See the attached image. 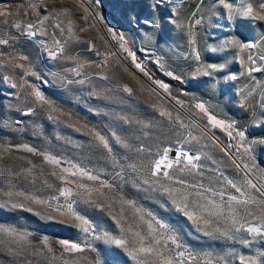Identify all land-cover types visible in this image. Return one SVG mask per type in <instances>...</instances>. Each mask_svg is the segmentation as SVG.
<instances>
[{"label": "rangeland", "instance_id": "374dc122", "mask_svg": "<svg viewBox=\"0 0 264 264\" xmlns=\"http://www.w3.org/2000/svg\"><path fill=\"white\" fill-rule=\"evenodd\" d=\"M229 3L235 8L246 3L258 8L264 0H101L98 7L91 0H85V6L104 17L103 22L98 17H90L87 22L81 20L75 0H0V12L8 13L0 16V38L9 39L8 45H0V53H3L0 56V226L27 235L25 255H10L6 247L0 245V264H62L64 259H77L80 264H96L97 260L99 264H137L124 249L105 239V234L110 237L120 234L112 219L113 215L119 218L120 204L115 201L120 196L134 200L137 206L152 212L170 226L180 245L178 248L169 242L168 248L173 255L187 250L198 257L199 264H204L205 257L213 259L214 264L220 257L227 264H242L240 255L264 259V239L253 240L243 230L232 233L231 239L218 233L206 235L198 231L166 197L145 190L148 186L142 184L144 173L130 167L158 158L155 153L164 147H175L177 135L167 118L161 117L159 110L153 107L157 104L173 115L179 114L185 123L194 122L197 127L189 129L193 135L201 136V130L206 133L197 145L202 153H207L198 162L203 165V176L197 177L198 182L231 194H236L235 190L224 185L223 177L240 185L245 179L253 183L264 182L261 181L264 143H259L264 140V61L258 59L264 55V21L238 14L229 19V10L225 7ZM33 5L36 7H31ZM64 8L71 9L72 13L67 17L60 16L65 21L63 33L54 27L57 21L51 17L45 22L47 36L28 37L12 27L17 21L34 23L53 9ZM68 19L73 21L74 32L67 29ZM146 19L154 24L151 27L144 25ZM196 20H200L194 28L199 60L192 53L187 27H178L195 24ZM80 27L88 30L80 32ZM108 28H112L117 37L123 33L126 47L135 54L147 75L135 68L131 57L121 49V41L113 38ZM54 39L65 44V53L56 59L48 54ZM233 40L251 42L255 47L241 52L238 44L231 43ZM106 52L116 53V56L109 57V63L103 65ZM20 55L29 59H17L13 63L31 65L37 75L25 76L24 80L29 85H36L52 102L55 111L45 106L25 114L33 105L28 102L30 97L26 100V92L30 91L28 86L23 90L19 87L24 70L2 63ZM248 55L256 59V64L249 63L248 67L261 69L251 75L240 63L241 57L247 60ZM117 59L123 67H113ZM77 63L84 65L79 76L70 71ZM212 64L224 67L213 71L211 76L192 75L197 68L203 70ZM169 72L171 76L167 74ZM6 76H11L12 81L5 80ZM80 80L85 82L79 83ZM160 82L168 85L167 91L159 87ZM13 83L17 87L13 88ZM125 86L132 92L125 91ZM178 100L183 104L177 103ZM201 102L218 119L235 122L234 129H230L232 136L224 129L208 124L207 117L194 107ZM50 115L53 118L50 119ZM93 131L109 140L113 149L111 155L96 147L91 135ZM181 131L186 134L187 130ZM239 131L245 132L244 138L237 135ZM113 133L128 146L117 143ZM25 145L35 151H27ZM141 148L144 151L138 152ZM220 148H226L228 155ZM247 148L251 151L246 152ZM45 155L60 163H49L44 159ZM229 156L241 165V169L249 165L252 170L236 169ZM114 161L119 162L118 166ZM253 164L256 167H252ZM73 165L85 168L113 186L111 193L105 190L110 199H100L94 194L96 203L78 199L74 205L81 215L92 221V233L81 232L74 226V221L53 210L64 203V198L57 201L51 200V196L58 195L56 190L64 185L51 175L52 172L99 186L98 182L86 177H71L62 172L64 168L75 171ZM27 168H32L31 175L23 171ZM45 180L53 187H48ZM67 186L76 190L75 184ZM8 191L30 193L48 203L35 204L23 196L9 198L4 195ZM9 199L24 207L14 208L5 203ZM224 199L227 200V195ZM110 202L112 207H108ZM241 215H244L243 210ZM48 216L52 218L47 219ZM45 237L51 253L42 243ZM0 239H7L9 246L16 247L12 237L0 234ZM62 240L91 244L92 247L85 248L83 253H67L59 243ZM245 240L250 242L246 244ZM40 249H44L42 254H31ZM186 264L196 262L186 261Z\"/></svg>", "mask_w": 264, "mask_h": 264}, {"label": "snow or ice", "instance_id": "6c2138e0", "mask_svg": "<svg viewBox=\"0 0 264 264\" xmlns=\"http://www.w3.org/2000/svg\"><path fill=\"white\" fill-rule=\"evenodd\" d=\"M78 9L81 12V20L87 22L89 18H99L101 22L104 21V17L94 10H90L89 7L85 6V0H75ZM91 2L97 7L100 5L101 0H91ZM35 8L36 6H31ZM225 7L229 10L228 16L229 19H232L237 14L241 17L248 18L251 20L264 21V3H260L258 8H255L252 3L243 4L239 8H235L233 4H226ZM72 13L71 9H60L57 11L53 9L51 12L43 15L41 18L37 19L34 23H22L17 21L12 24L17 30H21L22 34L27 35L28 37H35L37 35L47 36L48 31L45 27V22L51 17L53 20L57 21L54 24V27L60 29L63 33L65 21L60 19V16L63 14L65 17L69 16ZM28 13L26 12L25 15ZM7 12H0V16H7ZM39 15V13H37ZM144 25L151 27L154 24V21L146 19L143 21ZM200 20H196L195 24L189 23L187 26L184 24L178 25L180 28L187 27V34L190 37L189 44L192 47V53L196 60L200 59V52L197 50L196 44V33L194 31L195 25L199 24ZM94 26V25H93ZM67 29L69 32H74L75 26L71 19L67 20ZM87 27H80V32H86ZM108 33L113 36V38H118L121 41V49L128 54L132 59L136 69H139L141 72H145L144 67L141 63H138L136 56L133 52L129 51L126 47L127 41L123 33H120L117 37V33L113 31L112 28H108ZM78 39V37H77ZM101 39H103L101 37ZM53 47L48 50V54L53 59L62 56L65 53V44L60 40H53ZM232 44H238L241 52L245 50L252 49L255 47V44L251 42H240L233 40ZM9 39L0 38V45H8ZM95 47V45H93ZM3 53H0L2 56ZM97 55H100L98 52ZM116 53L106 52L104 54L103 65L109 63V57H115ZM66 59H74L73 57H65ZM19 59L20 61H27L29 58L25 55H20L18 57H10L7 61L2 63L7 64L11 68H21L23 69V75L21 80L23 81L19 87L23 90L27 85L30 91L26 92V100L30 97L28 101L31 105L27 109V113L30 114L35 111L36 107L47 108L50 111H55L52 106V102L40 91L36 85H29L27 80H24L25 76H36L37 73L32 70L31 65H26L24 63L15 64L13 61ZM259 60L264 61V55L258 57ZM240 63L245 67L248 75H251L252 72L260 71V68L248 67V64H256V59L252 55H248L247 60L241 57ZM120 66V61L117 59L116 64L113 67ZM222 64H212L208 65L207 68L201 70L197 68L192 75L194 76H211L213 71L223 68ZM84 68L83 64L77 63L76 67L70 69L77 76L81 75V70ZM124 71L127 72L128 69L124 68ZM147 75V73L145 72ZM169 76L172 75L171 72L167 73ZM243 74V73H242ZM97 75H102L97 73ZM104 79H107V76H103ZM236 77H232L235 79ZM5 80L11 82L12 77L6 76ZM179 79V77H176ZM79 83H84V80L78 81ZM12 87H17V84L13 83ZM159 87L163 88L165 91L168 90V85L162 82L159 83ZM125 91L131 93L132 89L125 86ZM243 92V90H241ZM179 104H183V101H177ZM154 108L159 110L161 117H166L169 123L172 125L173 132L176 133L177 139L175 140V147L169 146L164 147L161 150H158L155 155L158 158L150 159L147 163L141 165H130L134 170L139 168L141 172L144 173L142 184L148 186L145 190H151L153 192H159L162 197H166L170 204L175 208L178 213H181L186 217L193 225L196 226L198 231L204 232L206 235L219 234L222 237L231 239L232 233H237L240 231H246L249 233L253 240L257 237L264 239V182L253 183L249 179H245L243 184L240 185L237 182H234L232 179L223 177L224 185L235 190L236 194L226 193L223 190L217 191L214 187H205L203 183L198 182L197 177L203 176V165L198 163L201 160V156H207V153H202L197 145L200 144L203 136L206 135L204 130H201L202 135L196 136L193 135L192 131L189 129L197 127L195 123H185L181 119L179 114L173 115V113L166 108H163L160 105L154 104ZM196 109H199L200 113H203L207 117L208 124L212 127H219L228 132L229 136H232V131L234 129L235 122L226 123L224 120L218 119L217 116L211 114L208 108L204 103H196L194 105ZM49 118H53L51 115ZM59 119L58 117H55ZM123 119V118H122ZM72 126V125H70ZM74 127V126H73ZM207 127V126H206ZM187 130L182 132L181 130ZM79 131V129H76ZM95 141L97 148H102L111 155L113 149L109 144V140L101 135L99 132L93 131L91 133ZM117 143H120L122 146L127 147L126 141L122 140L120 137L115 136V133L112 134ZM237 135L241 138L245 137L244 131L237 132ZM259 143H264V140H260ZM27 151L34 152L35 150L27 145L24 146ZM231 147V146H229ZM138 152H143L144 149H137ZM221 152H224L225 155H228L226 148H220ZM246 152H250L251 149H245ZM170 153L172 155L170 156ZM44 159L52 164H59L60 161L50 155H45ZM229 159L232 162V165L235 166L238 170H247L251 171L249 165H244L241 169V165L236 162L231 156ZM114 164L118 166L119 162L114 161ZM264 166V165H262ZM75 171H72L69 168L62 169L63 173H67L71 177H86L87 180L98 182V187L90 186L86 183H81L73 179H69L68 176L59 175L57 176L56 172H52L51 175L55 176L58 180L63 182L64 186L59 187L56 191L58 195L51 196V200H59L60 197L64 198V203L59 204L54 211L59 213L61 216L66 217L70 221H74V226L83 233H92L94 231V225L91 220L86 216L81 215L80 212L76 210L74 205H76L77 200L84 203H96L93 200V195L95 194L97 198L100 199H110L106 195V191L111 193L113 191V186L107 181L101 180L98 175H93L92 172L86 170L85 168L78 167L73 165ZM252 167H256L255 164ZM27 174L31 175L32 168H27L23 170ZM119 175V173H117ZM189 177L191 179H189ZM261 181H264V176H261ZM45 184H48V181L45 180ZM75 184L76 190L67 185ZM48 187H53L48 184ZM254 190V191H250ZM5 196L11 198L13 196H23L26 200H30L35 204L45 205L48 202L46 200L40 199L39 197L32 194H25L23 192H13L8 191L4 193ZM227 195V200L224 199ZM219 197V199H217ZM5 203L11 204L14 208H23L24 205L19 202H12L11 199L5 201ZM115 203L120 204L119 218L116 215L112 216V219L115 221L119 227V236L110 237L105 234V239L109 242L121 247L124 249L127 254L137 262V264H186V261L196 262L199 264L198 257L193 255L191 252L179 251L174 255L172 251L168 248L169 242L180 247L177 244V237L173 234L170 226L161 220H159L152 212L147 211L146 209L137 206L134 200L124 199L123 196L115 201ZM104 207L103 204L99 205ZM49 207H51L49 205ZM108 207H112V203L108 204ZM32 211L31 208L27 209ZM241 210H243L244 215H241ZM245 217H251V219H246ZM51 219V216L46 217ZM243 220V223H241ZM0 234H3L5 237H12L13 243L16 247L9 246L7 239H0V245H4L7 249V252L10 255L21 256L27 253V249L24 247V242L27 240L26 234H20L14 230L4 228L0 226ZM250 241L245 240L244 243H249ZM48 253L52 252L50 246H48V240L45 237L42 241ZM63 246V249L67 253H83L85 248L91 249V244L82 245L80 243L69 242L66 240L59 241ZM44 249L37 250L31 254L37 255L42 254ZM52 259L55 260L56 257L52 256ZM239 260L242 264H264V259H258L256 256H245L240 255ZM62 264H80V261L77 259H64ZM96 264H99V261H96ZM204 264H214L213 259L205 257ZM215 264H227L224 261L223 257L218 258Z\"/></svg>", "mask_w": 264, "mask_h": 264}]
</instances>
